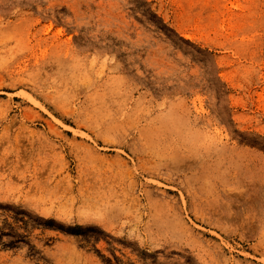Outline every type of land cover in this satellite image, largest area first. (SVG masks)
<instances>
[{
    "label": "rangeland",
    "instance_id": "obj_1",
    "mask_svg": "<svg viewBox=\"0 0 264 264\" xmlns=\"http://www.w3.org/2000/svg\"><path fill=\"white\" fill-rule=\"evenodd\" d=\"M0 264H264V0H0Z\"/></svg>",
    "mask_w": 264,
    "mask_h": 264
}]
</instances>
